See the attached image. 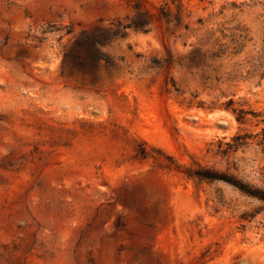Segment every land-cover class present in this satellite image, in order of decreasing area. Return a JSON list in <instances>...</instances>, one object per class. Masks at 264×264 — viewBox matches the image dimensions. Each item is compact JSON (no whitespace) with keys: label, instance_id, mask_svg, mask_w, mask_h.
Returning <instances> with one entry per match:
<instances>
[{"label":"rangeland","instance_id":"374dc122","mask_svg":"<svg viewBox=\"0 0 264 264\" xmlns=\"http://www.w3.org/2000/svg\"><path fill=\"white\" fill-rule=\"evenodd\" d=\"M189 167L264 191V0H0V264H264Z\"/></svg>","mask_w":264,"mask_h":264},{"label":"trees","instance_id":"16d2710c","mask_svg":"<svg viewBox=\"0 0 264 264\" xmlns=\"http://www.w3.org/2000/svg\"><path fill=\"white\" fill-rule=\"evenodd\" d=\"M134 24L132 23H122V22H116V23H109L107 26H101V32L100 34L98 33H88L86 31H83L81 33V36H84V38H86V41L83 42L84 45H87L89 48L92 49V51L94 52V54L91 55V60L92 62H96L97 58L99 55V53H101L99 44L101 43L100 41L103 39V37L107 34L110 33V35H115L113 34V32L116 31H122L125 30L127 28H131ZM75 44L77 46L80 45V42L77 40L75 42ZM66 51L64 52V58H63V64L66 60ZM241 138V136H237V138ZM185 173L188 177H194V178H199V179H206V180H224L230 184H232L233 186L237 187L240 191L244 192L247 195L253 196V197H257L260 200L264 201V191H259V190H249L244 184H240L238 182H236L235 180H231L230 178H227V176L223 175V174H218L210 169L207 168H203V167H199V168H186Z\"/></svg>","mask_w":264,"mask_h":264}]
</instances>
